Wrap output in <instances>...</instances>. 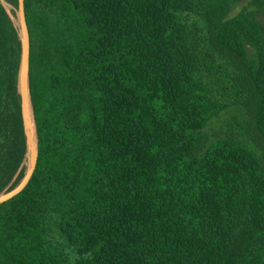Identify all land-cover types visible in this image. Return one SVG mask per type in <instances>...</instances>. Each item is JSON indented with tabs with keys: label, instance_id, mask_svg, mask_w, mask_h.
<instances>
[{
	"label": "trees",
	"instance_id": "16d2710c",
	"mask_svg": "<svg viewBox=\"0 0 264 264\" xmlns=\"http://www.w3.org/2000/svg\"><path fill=\"white\" fill-rule=\"evenodd\" d=\"M0 0V195L27 176L23 36ZM37 134L0 264H264V0H24Z\"/></svg>",
	"mask_w": 264,
	"mask_h": 264
},
{
	"label": "rangeland",
	"instance_id": "374dc122",
	"mask_svg": "<svg viewBox=\"0 0 264 264\" xmlns=\"http://www.w3.org/2000/svg\"><path fill=\"white\" fill-rule=\"evenodd\" d=\"M248 1L249 0H242V2L239 5V7L233 12V16L234 15H237L240 12V10L248 3ZM4 5H5L6 9H7L8 14L12 18V20L16 24V26L20 29L21 35L23 36V34H22V25H21L20 12L18 10H16L15 13H13L11 11V7L10 6H8L6 3H4ZM23 90L26 93V111H27L28 118H30V121L28 120V124H29L30 138L32 140V145H31V149L29 150V153H28V156H27V162H26V166H27V176H26V179L24 180V182L22 183V186L20 188H22L24 186V184L26 183V181L30 177V173H31L30 172V169H31L32 164H33V161H34V157H35L34 154H35V151H36V144H37V138H36V132H35V123H34V120H33L32 105H31L30 98H29L28 79H26V83H25L24 86L21 85V91H23ZM11 194L12 193H10V194L3 193L0 196H1V198L3 200H5Z\"/></svg>",
	"mask_w": 264,
	"mask_h": 264
},
{
	"label": "water",
	"instance_id": "95a60500",
	"mask_svg": "<svg viewBox=\"0 0 264 264\" xmlns=\"http://www.w3.org/2000/svg\"><path fill=\"white\" fill-rule=\"evenodd\" d=\"M20 17H21V25H22V34H23V47H24V56H23V62H22V69H21V85H25L26 83V79H28V73H29V60H30V46H29V37H28V29H27V25H26V19H25V2L24 0L20 1ZM22 92V96H23V104H24V114H25V119H26V126H27V130H28V135L30 137V130H29V124H28V115H27V111H26V93L25 91H21ZM33 120H34V116H33ZM35 123V120H34ZM36 132V129H35ZM36 138H37V134H36ZM30 144V148L31 149V145H32V140L30 139L29 141ZM35 157H34V164L30 173V177L32 176L33 172H34V168H35V163H36V158H37V144H36V151H35ZM30 177L28 178V180L26 181V183L24 184V186L22 188H20L21 186L16 190V192L14 191V193L12 192V194L7 198H11L12 196H14L15 194H17L18 192H20L28 183ZM7 199L3 200L0 196V205L6 201Z\"/></svg>",
	"mask_w": 264,
	"mask_h": 264
},
{
	"label": "bare ground",
	"instance_id": "6f19581e",
	"mask_svg": "<svg viewBox=\"0 0 264 264\" xmlns=\"http://www.w3.org/2000/svg\"><path fill=\"white\" fill-rule=\"evenodd\" d=\"M28 120L30 121V118H28ZM31 139V138H30ZM33 164H34V161H33ZM33 164H32V167H33ZM32 167H31V169H30V172H31V170H32Z\"/></svg>",
	"mask_w": 264,
	"mask_h": 264
}]
</instances>
